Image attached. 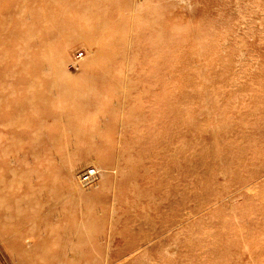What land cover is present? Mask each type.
Returning <instances> with one entry per match:
<instances>
[{"label":"rangeland","instance_id":"374dc122","mask_svg":"<svg viewBox=\"0 0 264 264\" xmlns=\"http://www.w3.org/2000/svg\"><path fill=\"white\" fill-rule=\"evenodd\" d=\"M0 264H264V0H0Z\"/></svg>","mask_w":264,"mask_h":264},{"label":"bare ground","instance_id":"6f19581e","mask_svg":"<svg viewBox=\"0 0 264 264\" xmlns=\"http://www.w3.org/2000/svg\"><path fill=\"white\" fill-rule=\"evenodd\" d=\"M102 1V0H101ZM34 2H38V0H34ZM101 5L105 6V9L108 8L107 4L105 3H102ZM98 6V3H95V4H88V9H89V13H92V11ZM100 23V22H99ZM98 23V26L100 27V29H105V30H110L111 27H109L106 23L102 22L99 24ZM104 23V24H103ZM98 34V33H97ZM108 43V42H107ZM92 168V167H91ZM94 171V170H93ZM93 171L92 170H88L86 171V179H90L94 174H93ZM84 176V175H83ZM85 177V176H84Z\"/></svg>","mask_w":264,"mask_h":264},{"label":"built area","instance_id":"2783aa9c","mask_svg":"<svg viewBox=\"0 0 264 264\" xmlns=\"http://www.w3.org/2000/svg\"><path fill=\"white\" fill-rule=\"evenodd\" d=\"M94 172V171H93Z\"/></svg>","mask_w":264,"mask_h":264}]
</instances>
